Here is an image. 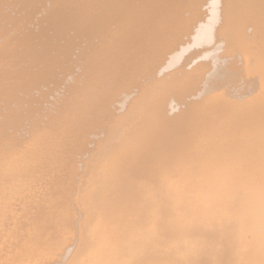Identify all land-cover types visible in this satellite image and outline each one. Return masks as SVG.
Returning a JSON list of instances; mask_svg holds the SVG:
<instances>
[{
  "label": "bare ground",
  "instance_id": "1",
  "mask_svg": "<svg viewBox=\"0 0 264 264\" xmlns=\"http://www.w3.org/2000/svg\"><path fill=\"white\" fill-rule=\"evenodd\" d=\"M0 264H264V0H0Z\"/></svg>",
  "mask_w": 264,
  "mask_h": 264
}]
</instances>
